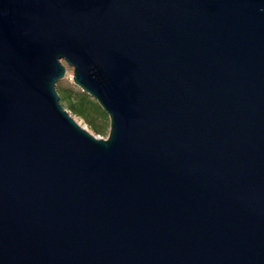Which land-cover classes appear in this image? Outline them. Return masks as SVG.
Returning a JSON list of instances; mask_svg holds the SVG:
<instances>
[{"label": "water", "instance_id": "obj_1", "mask_svg": "<svg viewBox=\"0 0 264 264\" xmlns=\"http://www.w3.org/2000/svg\"><path fill=\"white\" fill-rule=\"evenodd\" d=\"M0 264H264V0H0Z\"/></svg>", "mask_w": 264, "mask_h": 264}, {"label": "rangeland", "instance_id": "obj_2", "mask_svg": "<svg viewBox=\"0 0 264 264\" xmlns=\"http://www.w3.org/2000/svg\"><path fill=\"white\" fill-rule=\"evenodd\" d=\"M58 90L62 89L65 93L74 92L75 94L84 93L80 87H78L74 82V68L67 67V75L66 77L61 80L57 85ZM88 95V94H87ZM91 97V96H90ZM92 98V97H91ZM93 99V98H92ZM95 100V99H93ZM96 101V100H95ZM66 110H68L74 119L85 129H87L91 134L95 135L97 138H104L106 139L109 135L110 131V118L109 115L106 113V117H102V115L92 112L91 119L94 124L101 127L103 130L102 133H98L96 129L84 118L79 117L66 105L64 106Z\"/></svg>", "mask_w": 264, "mask_h": 264}, {"label": "trees", "instance_id": "obj_3", "mask_svg": "<svg viewBox=\"0 0 264 264\" xmlns=\"http://www.w3.org/2000/svg\"><path fill=\"white\" fill-rule=\"evenodd\" d=\"M61 96V103L63 106H68L73 114L86 119L98 133H102L101 127L93 123L91 119L92 112L106 117V112L100 107L97 101L93 100L89 95L85 93L75 94L74 92L65 93L62 89H59Z\"/></svg>", "mask_w": 264, "mask_h": 264}]
</instances>
